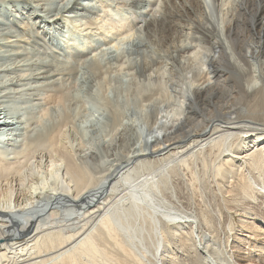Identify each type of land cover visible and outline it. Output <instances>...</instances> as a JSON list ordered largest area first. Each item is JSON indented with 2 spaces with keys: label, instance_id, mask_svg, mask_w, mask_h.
<instances>
[{
  "label": "bare ground",
  "instance_id": "1",
  "mask_svg": "<svg viewBox=\"0 0 264 264\" xmlns=\"http://www.w3.org/2000/svg\"><path fill=\"white\" fill-rule=\"evenodd\" d=\"M138 1H133L130 6L139 8L142 4ZM212 1L220 0H210ZM202 2L167 0L162 4L164 11L160 18L155 15L147 18L144 14L146 7H140L137 18L144 20V24L140 25H144V32L141 30L144 33L141 36L145 37L142 38L144 42L160 39V42L168 40L170 43L182 44L190 41L192 47L181 51V59L184 62L193 61L197 52L205 48L202 50L206 51L205 55L200 58H203L202 62L200 59L194 61L201 62L208 72L198 75L196 80L194 78L195 82L188 85L189 98L186 97L187 103L184 100L185 111L178 117L169 116L166 121L158 123L153 130L156 136L151 149L130 153L122 164L114 163L112 159L108 161L107 156L104 157L106 161L103 160L102 164H105L106 168L98 174L99 176L90 169L93 159L89 161V150H85L81 144V148L77 146L80 134L74 125L73 114L62 117L61 124L54 121L57 114L53 117V111L57 108H62L59 109L62 111L71 103V94L68 97L71 89L68 94L62 91V87H67L64 86L67 85V80L64 84L61 78L57 77L58 74L56 75L60 70L54 69L49 58L47 61L50 63L44 64L34 60V57L22 59L18 53L14 55L11 49H1V72L10 73L12 76L24 67L26 72H30H27L28 75L26 73L27 76L19 73L20 75L10 77V80H5V84L11 85L13 89L17 88L20 82L33 81L22 83L25 87L29 86L25 90L30 92L38 87L39 92L34 102L32 101L33 105L22 111L29 116V121L34 120L33 123L41 129L34 137L31 135L32 138L28 135L24 143L22 142L20 151L15 152L13 157L8 158L5 152L0 153V264H264V239L257 243L256 237L238 232L241 226V229H250L253 235L260 230L264 234V0H238L232 12H229V18L226 17V21L220 25L221 28L209 20ZM83 4L72 6V13L79 16V13L86 11L88 7ZM0 6L3 7H0V11L5 8L4 4ZM102 16L103 14L99 18ZM19 18L16 14L10 21L15 23ZM121 19L122 22L126 20L124 16ZM102 21H98L99 24ZM123 26L121 25V30ZM116 27L110 26L113 31ZM127 28L131 30L130 27ZM124 32L126 31H123V34ZM136 32L140 33L139 30ZM130 33V36L135 34ZM124 36H129V33ZM124 38L123 40L131 39ZM10 41L12 42V39ZM116 41L122 40L116 38ZM28 42L26 43L29 44ZM83 42L77 40L73 45L74 50L84 53L86 44L83 46ZM120 44L117 43L118 47H121ZM115 49L120 50L117 47ZM194 49L197 51L194 52ZM178 53L174 52L175 55ZM36 54L39 55L35 52L34 56ZM13 57L17 58V63L11 64ZM19 58L21 60H18ZM82 62L86 63L83 60ZM146 63L147 61L145 65ZM159 65L158 67L163 66L162 63ZM150 66L146 65L142 73L152 74ZM82 67L84 68V65ZM69 70L71 72L73 69ZM77 70L79 71V68ZM158 70L160 71V68ZM70 72L68 74L72 75ZM186 75L188 77V73ZM173 77L175 79L178 76ZM71 78L67 77L70 80ZM149 86L144 89L153 93L154 91L149 89H153V85ZM48 89L51 91L49 94L46 92L47 101L40 108L38 103L43 100L38 96H42L41 91ZM164 95L162 94L163 97ZM1 105L0 121L5 119L7 129V134L3 137L6 136L4 138L10 141L12 125L7 121L17 120L21 110L15 108L7 112ZM69 106L71 107V104ZM65 110L68 112L67 108ZM180 110L182 111L181 107ZM24 126L29 127L27 122L22 125ZM22 138L24 140V137ZM183 170L191 175L190 183L186 185L189 193L185 198L177 192L173 184L175 177L183 176ZM184 176L186 178L185 174ZM204 189L206 192L216 191L218 194L237 192L236 197H233L235 201L232 207L235 209V215L241 218L238 220L240 224H236L237 230L233 217L227 218L221 211L211 208L209 212L199 211L200 205L195 202L194 197L196 193L204 195ZM241 200L247 201V209L242 207ZM222 202L227 207L230 201ZM249 221H253V227L246 225Z\"/></svg>",
  "mask_w": 264,
  "mask_h": 264
},
{
  "label": "rangeland",
  "instance_id": "2",
  "mask_svg": "<svg viewBox=\"0 0 264 264\" xmlns=\"http://www.w3.org/2000/svg\"><path fill=\"white\" fill-rule=\"evenodd\" d=\"M133 1H135V0H129V1L128 0H122V1L121 0L120 1H116V0L115 1L114 0H112V1L111 0H99V1L98 0H90V1H86V2L83 0H80V1L79 0H53V1L52 0H3V1L0 0V5L1 4L5 5V8L0 11V18H1L0 19V29H2V30H0L1 31L0 32V42H1L0 43V53L1 52L3 53V50H1V49L6 48V50H8V51H10V49H11V51L13 52L14 55L15 54L17 55V53H18V55H21L22 59L34 57L33 58L34 60L37 59L38 62H41L44 64H45V62L46 63L51 62L50 64H52V66L54 65L53 66L54 69L60 70L59 72H56V75L58 74L57 77L61 78V82H63L65 84L66 80L70 81V82L66 81L67 85L65 84L64 86H67V87H62V91L64 92V94H66V93L68 94V92H69L68 90L71 89V91L68 94V97L71 94L70 97L72 98V99H70V97H69V103L71 102L70 103L71 107L69 106L70 104L66 105L68 112H66V110H65L66 108L63 109L62 111H59V109L61 110L62 108H59V109L57 108L56 111L54 110L53 111V117L57 114L56 117H54V121L57 124H61L63 122L62 117L67 116L68 114H71V115L73 114L72 117L74 120V125H76L75 126L76 130H79L78 134H80V138L78 137V141H77L78 145L77 146H78V148H81V147H79L81 144V146H83L85 150L86 149L89 150L88 151L89 157H90L89 161H91L93 159L90 162V169L93 170V173L96 175L100 174V172H102L103 169L106 168V165L102 164L106 160L110 161L112 159L113 162L115 161L114 163L118 162L119 164H122L123 161L125 160V158L128 155H130V153H132L134 151L140 152V151L145 150V149H147V150L151 149V145L153 144V142L155 140L154 137L156 136L154 134L155 131H153V130L158 126V123L161 121H166V118L167 117L169 118V116L172 118L178 117L179 114H182V112L185 111L183 109H185L186 103L188 101L186 99V97L189 98V96L187 95L188 94V87L190 86V84L192 82H195L196 77L198 75H202V74L204 75V74H206V72H208L207 71L208 69L206 67H202L201 62H202L203 58L200 59L201 57H203L205 55L206 51H202L205 48H201L200 52H197V57L194 58V60L200 59L199 61H201V62L196 63L194 60L189 61V62H186V61L184 62V60L181 59L182 58L181 57L182 56L181 51H183L184 48H191L192 42L187 41V42L182 43V44L181 43H173V42L170 43L168 40H163L160 42V39H157L155 41L145 40V42H144V39H142V38H145V37H141L144 34V33H142V32H144V30H142L144 25H142V26H140V25L144 24L143 23L144 20H143V18H140V19L137 18L138 13L140 12V10H139L140 7H143V5H144V7H146V9L144 10V14H145V16H147V18H151V16H154V15L157 18H160L163 11H164V7H163L164 5H162V4H164L167 0H165V1L164 0H139L138 2H141V4H142V6H140L139 8H136V6H132V5L130 6V4ZM160 1H161V4H160ZM202 1H203L202 5L204 7V10H205L207 17L209 18V20H211L213 22L214 25H216L218 27L220 25H223L222 23H224V21H226V19L229 18L228 16L231 15L230 13L232 12V10L234 9V7L236 6V4L238 2V0L237 1H235V0H222L221 1L220 0L219 2H214V1L210 2V0H202ZM77 3H84L83 5L88 7L86 11L79 13L80 17L78 15H75L71 11L72 6H74ZM109 3H110V5H109ZM48 4H49V6H48ZM50 4H52V5H50ZM160 5H162V6H160ZM0 7L3 8L2 6H0ZM104 7H106V8H104ZM115 7H118V8H115ZM161 7H162V9H160ZM64 8H66V9H64ZM228 9H230V10H228ZM141 10H143V8ZM116 12H118V14H116ZM154 13H156V14H154ZM16 14L19 15L20 18L15 23H12V21H10L11 17L13 18V16H15ZM84 14H86L87 16ZM102 14H103V16L101 18H99ZM227 14H229V15H227ZM123 16H124V19H126L124 22H122V19H121V18H123ZM84 18H87V20H85ZM102 19H103V21H102ZM137 19H139L140 21ZM95 20H97V22L101 20L102 22H100V24L98 22V24H97V22L95 23ZM74 21H76V22H74ZM105 21L109 24H107ZM115 21H117V22H115ZM4 23H6V24L4 25ZM111 24L113 25L114 28L117 26L115 31L111 30V28H110V26H112ZM92 25H93V27H92ZM100 25H102L103 27ZM121 25L125 26V28H124V26L122 27V30L120 28ZM107 26H109V27H107ZM126 26L130 27L131 30L129 28H127ZM99 27H102V28H99ZM108 28L110 29V32H108L109 31ZM220 28H221V26H220ZM132 29H133V31H132ZM134 29H135V31H134ZM137 29L140 31V33L138 32V34L136 32V31H138ZM141 30H142V32H141ZM2 31H3V33H2ZM111 31H113V32H111ZM123 31H126V32H124V34H123ZM115 32L117 34L120 33L119 36H117V34L115 35ZM127 32L129 33V36L125 37L124 35L127 34ZM130 32H133L135 34L133 36H130V34H131ZM113 33H114V35H113ZM121 34H123V35H121ZM138 35H139V39H138ZM113 36H115V37H113ZM134 36H135V38H134ZM4 37L7 40H5ZM124 37L125 38L130 37L131 39H125ZM116 38L121 39L123 41V43H122V41L117 42ZM123 38L125 40H127V42L125 40H123ZM11 39H12V42L10 41ZM77 40H83L84 42L81 43L83 46H85V44H86V51L84 53L81 52V50L80 51L77 49L74 50L73 45ZM14 41H16V42H14ZM140 41H142L141 44L143 43L142 44L143 46L140 44ZM26 42H28L29 44H27ZM116 42L118 44L122 43V44H120L121 47H118L119 45H117ZM149 42L152 44H150ZM154 43H158L159 45L158 46L153 45ZM168 43L171 44L170 47L168 46ZM123 44H124V47L122 46ZM17 45H19V47ZM21 45H22V47H21ZM115 45H117L116 46L117 48H120V50L118 49L119 51L117 49H115L116 47L114 48ZM194 45H195V43H193V46ZM201 47H204V46L201 45ZM51 48H53V49H51ZM159 48H162V49H159ZM19 49L21 50V52ZM197 49H199V48H197ZM195 50L196 49H194L193 51L196 52L197 50L196 51ZM4 51H5V49H4ZM14 51H16V52H14ZM46 51H49V52H46ZM30 52H32V55H30ZM35 52L38 53L39 55L36 54V56H34ZM157 52H158V55H157ZM160 52H161V55L163 57H161ZM163 52H166V53H163ZM174 52H177V53L179 52V53L177 55H175L176 53L174 54ZM201 52H203L204 54H202ZM26 53H28V54H26ZM153 53H155V54L151 55ZM141 54H143V55L141 56ZM174 55H175V57H173ZM198 56H199V58H198ZM14 57H17V56H14ZM14 57H13L14 61H12L11 64L17 63V62H15V59L17 61V58H14ZM78 58H80V60L81 61L83 60L84 62H86L85 60H88L87 62H89V63L87 64V62H86L85 64H87V65H85L83 62L81 63V61ZM153 58H154V60H153ZM47 59L50 62L47 61ZM53 59H54V61H53ZM156 59H158V60H156ZM18 60H21V59L19 58ZM74 60H76V61H74ZM78 60H79V64H78ZM55 61L56 62L58 61V62L56 63ZM146 61H147L146 65H148V64L151 65L150 67L152 68V71L153 70L156 71L157 68L158 69L160 68V71L157 69L156 73H159V72H162V73H159V75L156 74L154 71L153 72L151 71L152 74L149 73L150 75L142 73L143 68L146 67V65H145ZM162 61L164 62V64ZM66 62H67V64H66ZM2 63H3V61H2ZM2 63H0V65ZM62 63L65 65H63ZM161 63L163 65V66L161 65L163 68L158 67V66H160L159 64H161ZM181 63H184V64H181ZM83 65H84V68L82 67ZM126 65H129V66L127 67ZM173 65H176V66H173ZM177 65H179V66H177ZM194 65H196V66H194ZM190 66H191V68H190ZM34 67L38 68L36 65H34ZM122 67H123V69H122ZM164 67H165V69H164ZM177 67H179V68H177ZM24 68L26 69V67H24ZM24 68L21 69L20 72H17V73L15 72L16 75L14 74L12 76H10L11 75L10 73L1 72V70H0V82H1L0 83V93L2 91H3L2 93H4V92L7 93V94L1 93V95H0V98H1L0 104H2L1 108L4 107L3 109H5V111H7V112L12 110V109H15V108H18L21 110L17 120H14L13 122L7 121V123H9L10 126L12 125L11 126L12 136L10 137V139H11L10 141H8L4 138L6 136L3 137V135L7 134V129L5 127L6 122L4 121L5 119L0 121V135H2L1 137H3V139L0 137V142H1L0 143V153L5 152L6 156H8V158L13 157V155H15L17 153V151H20V149L23 145L22 142L24 143L25 138H27L28 135H30L29 138L31 137V135H33V137H34L36 135L37 131L40 132V129H41L37 124L33 123L34 120L29 121V119H30V118H28L29 116L27 117V115L24 113L25 111L24 112L22 111V110H26L27 108H30L31 105H33L32 101L34 102V100L36 99V96H37V92H39L38 87H35L36 91L33 88L34 90L31 89L33 91L30 92L28 90H25L29 86L25 87L24 84L31 83L33 81H30V82L24 81L25 83L20 82L19 85L21 84L22 86L18 85L17 88H13V86H12L13 89H11V85L5 84L6 81H8V79L10 80V77H13V76L15 77L17 75H20L19 73H21V75H25V76H27L28 73L30 74V72L27 71L28 72L27 73ZM69 68L74 70V71L73 70L71 71L72 75L68 74L70 72ZM77 68H79V71L77 70ZM90 68H91V70H90ZM174 68H175V70H174ZM33 69H35V68H33ZM75 69H76V71H75ZM92 69H93V71H92ZM178 69H180V70L185 69L187 71L183 70L181 72H184V73H181ZM35 70H37V69H35ZM62 70L64 72L67 71V73L65 72L66 73L65 74ZM171 71H172V73H171ZM200 71H201V73H200ZM127 72H128V75H127ZM129 72H132L131 74L133 76H131V74ZM186 72L188 73V77H187V75L185 76V74H187ZM26 73H27V75H26ZM173 73H175V74L177 73L176 75L179 78L175 77V79H174L173 76H176V75L175 74L173 75ZM78 74H79V76H78ZM153 74H156V75H153ZM104 75L106 76V78ZM118 75H120V76L118 77ZM66 76L69 78H71V76H72L71 80L67 79ZM73 76H76L75 78L77 80L75 78H73ZM127 76L128 77L130 76V78H128ZM161 76H163L162 77L163 80H162ZM170 76H171V78H170ZM181 76H182V78H184L183 80H182ZM63 77H65L64 81L62 79ZM149 77L151 78V81H150ZM131 78H132V80H131ZM134 78H136V80ZM157 78L159 81L157 80ZM194 78H195V80H194ZM74 79L76 80L77 83L76 82L71 83L72 81H75ZM169 79H171V80H169ZM160 80H162V82H160ZM181 80H182V83H180ZM137 81H139V83ZM22 83H24V84H22ZM63 83H62V85H63ZM148 83L150 86L148 85ZM163 83L166 85H164ZM145 85H147L146 88L148 86L151 87V85H153L152 86L153 89L152 88H149V89L153 90L154 92L153 93H152V91L150 93L146 92L148 90H145L146 89ZM141 86H144V87H141ZM159 86L160 87L162 86L163 88H160ZM8 87H10V88H8ZM70 87H72V88H70ZM19 88H23V89H19ZM160 89H161V92H160ZM162 89H164V90H162ZM65 90H67V92H65ZM143 90H145V91H143ZM166 90L169 91L170 94H169V92H168V94H166V92H167ZM50 91H51L50 89L46 90L45 92L41 91L42 96L39 95L38 97L40 99H42L43 101H41V100L39 101V103H38L39 107L45 105L44 102L47 101L46 100L47 99V97H46L47 93L49 94ZM163 91L165 93H163ZM185 91H187V92H185ZM34 94H36V95H34ZM147 94L149 96H147ZM157 94H159V96L160 95L161 96L159 97ZM162 94L163 95L166 94L169 98L166 97V95H164V97H163ZM165 98H168V99H165ZM3 99H5V100H3ZM154 99H156V101H154ZM158 100H160V101H158ZM184 100L186 101V103ZM4 101H6V102H4ZM181 101L183 102V104ZM15 103H17V104H15ZM26 105H28V106H26ZM9 107H10V109H9ZM39 107L37 106V109ZM180 107H181L182 111L180 110ZM58 113H60V115ZM61 114H62V116H61ZM59 116H61L62 121L60 120ZM180 118L182 119L183 116L181 115ZM18 121H20V122L22 121L25 124L27 122V125H29V127L28 126L22 127V125H25V124L20 123ZM30 127H31V129H30ZM26 132H28V133H26ZM23 135H25V136H23ZM22 137H24V140ZM121 137L124 140L121 139ZM122 145H123V147H122ZM119 149H121L122 151H120ZM113 155H115V156H113ZM116 155H118V156H116ZM106 156L107 157L109 156V157L107 158ZM104 157H106V160L104 159ZM101 158H103V159H101ZM122 158H123V160H122ZM95 161H97L98 163ZM182 172H184L183 176L185 174L186 178H185V176L183 177L182 175H179V176L175 177V179H173L174 181L173 180L172 181H173V184L175 185L177 192L180 195L182 194L181 196H183L185 198L186 195H188L187 193H189L188 190L186 189V185L190 183L189 180H190L191 175L187 171H186V173L184 170ZM184 179H186V181ZM177 182L178 183L180 182V184H178ZM175 183H177V184H175ZM204 191H202V193H205L204 195L200 194V193H196L195 197H194L195 202L200 205L199 211L202 210L203 212L204 211L209 212L211 209H213L214 211H221L220 213L223 216H225L227 218L233 217L235 229L237 230V228H238L237 225L240 224V222L238 220L241 218H239L235 215V209L232 208L233 202L235 201L234 198L236 197L237 192L230 193V194H221V193L218 194L216 191H214V192L211 191V193L209 190L206 192V190L204 189ZM205 199H206V202H205ZM224 200L230 201V202H228L227 207H225L224 202H222ZM241 201H242V203H241L242 207H244V209H247V205H246L247 201H244V200H241ZM216 205H218V206H216ZM223 207L227 208L228 211H227V209H221ZM205 208H206V210H205ZM254 221H256V219ZM252 222L251 221L246 222V225L253 227L251 224ZM238 230H240L238 232L243 233V235H252V236H254V238L256 237L255 241L257 243H259L260 241H263V239H264V234L261 230L255 232L254 233L255 235L251 234L250 229H241V226H239ZM252 233H253V231H252Z\"/></svg>",
  "mask_w": 264,
  "mask_h": 264
}]
</instances>
